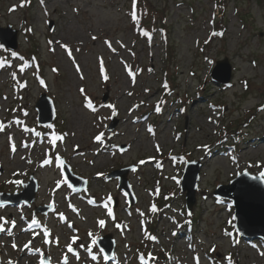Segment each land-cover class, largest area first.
Returning <instances> with one entry per match:
<instances>
[{
	"label": "rangeland",
	"instance_id": "rangeland-1",
	"mask_svg": "<svg viewBox=\"0 0 264 264\" xmlns=\"http://www.w3.org/2000/svg\"><path fill=\"white\" fill-rule=\"evenodd\" d=\"M132 11V0H0V27L17 31L15 51L0 47V193L37 181L34 202L0 206V264H264V247L240 239L231 204L213 196L243 171L264 172V0H138V22ZM225 58L231 80L218 85L210 73ZM42 94L55 108L46 127L34 108ZM109 104L118 114L105 119ZM53 135L63 137L55 147ZM56 156L87 180L84 190L64 182ZM188 162L201 166L189 213L180 190ZM129 166L133 205L106 178ZM41 207L51 209L34 214ZM33 219L39 225L23 231ZM105 235L110 261L92 244Z\"/></svg>",
	"mask_w": 264,
	"mask_h": 264
},
{
	"label": "water",
	"instance_id": "water-1",
	"mask_svg": "<svg viewBox=\"0 0 264 264\" xmlns=\"http://www.w3.org/2000/svg\"><path fill=\"white\" fill-rule=\"evenodd\" d=\"M0 45L9 51L17 48V31L0 27ZM211 80L218 85H228L231 80V66L228 60H218L211 73ZM37 113V124L40 127L49 126L55 119V108L53 101L45 94H42L35 104ZM115 122L109 125L111 130ZM65 169V182L73 190L82 191L87 186V180L80 178L70 171V168L63 164ZM134 169L133 166L121 168L106 175L107 179H116L118 189L125 195L129 205L134 204V197L131 192L127 175ZM201 166L197 162H188L184 166L180 190L184 193L185 207L191 212L195 204V192L199 180ZM262 173V172H261ZM261 173L257 175L243 171L226 185H219L215 188L213 195L225 201L231 202L234 211V227L237 235L244 241H260L264 244V179ZM23 190L14 193H0V206H17L18 204L28 205L35 200L37 192V181L33 176L29 177L27 183L23 184ZM116 205V204H114ZM51 208H35L34 214H46ZM98 250L103 258L108 257L110 261L114 252V240L110 235H105L96 239Z\"/></svg>",
	"mask_w": 264,
	"mask_h": 264
},
{
	"label": "snow or ice",
	"instance_id": "snow-or-ice-1",
	"mask_svg": "<svg viewBox=\"0 0 264 264\" xmlns=\"http://www.w3.org/2000/svg\"><path fill=\"white\" fill-rule=\"evenodd\" d=\"M137 3H138V0H132V9H133V11H132V19H133L134 22H138L137 17H136ZM143 34L146 35V36L149 35L146 31H145ZM213 35H215V33H213ZM93 39H96V37H93ZM49 43H52V42L50 41ZM105 43L108 45L109 48H111V43H110V42L106 41ZM122 46H123V45H122ZM0 47H3V46L0 45ZM61 47H63V48L66 50V52H67L69 58L73 59V63H74V65L76 66V71H77L78 73H80L81 70H80L78 64H76L74 57H72L71 49L68 47V45H65V44H61ZM53 50H54V49H53ZM77 50H79V49H77ZM112 50L115 51V49H112ZM13 55H15V54L13 53ZM4 63H5V62L0 61V67H3V66H4ZM210 63H211V61H210ZM126 67H127V66H126ZM21 70H23V69H21ZM127 70H128V74H129L130 76H133V77H134V73L132 72L131 68H128ZM53 71H57V69H53ZM101 72H102V73L104 72V69H103V60H102V58H101ZM13 76H15V74H13ZM80 78H81V79L84 78L82 73H81V75H80ZM104 79H105V80L108 79V77H107L106 74L104 75ZM41 83H43V81H41ZM165 87H167V85H165ZM80 91L83 93V92H84V89H81ZM86 106H87L89 109H92L94 112L98 110V109H96V108L93 107V104H92V102H91L90 100L87 102V105H86ZM101 107H108V108L112 109L111 117H106L105 119H110V118H112V117H115V116L118 114L117 111L115 110V106H114V105H111V104H109V105H101ZM262 110H264V109H262ZM160 111H161V109H160L159 107H157V108H156V112L159 113ZM25 115H27V113H25ZM4 128H5V125H4L2 122H0V131H3ZM149 131L151 132L152 129L149 128ZM10 139H11V138H10ZM57 139L62 140L63 137H62V136H56V135H53V136H52L53 147H55V143H54V142H55ZM94 142H97V143L103 144V143H104V133H103V132H100L98 135H96V136L94 137ZM77 147H78V146H77ZM157 147H158V146H157ZM12 150L15 151V146H14V144L12 145ZM158 150H159V149H158ZM55 160H58V161L60 162L61 165L64 164V161H63L59 156H56V157H55ZM29 162H30V161H29ZM52 162H53L52 159H46V160L44 161V164H51ZM98 175H100V174H98ZM261 176L264 177V172L261 173ZM11 182H12V183H16V184H20V183H21V182L18 181V180H17V181H11ZM58 183H59V182H58ZM69 207L72 209L73 212H77V209H76L74 206H72L71 204H69ZM151 210H152L153 212L157 211V209L155 208V206H153ZM107 214H108L109 216H113V213H112V211H111L110 209L108 210V213H107ZM140 214L143 215V213H140ZM113 218H114V217H113ZM60 219H61L62 221L65 220V217H64V215H63L62 213L60 214ZM233 219H235V217H234ZM0 220H4V218H3V217H0ZM4 223H7V221L5 220ZM105 223H106V222H105L104 220H99V221H98V225H99L100 228H104V227H105ZM33 225L38 226V225H39V222H38L37 220L33 219V221L31 222V224L29 225V227L23 229V231H29V230H31V228H32ZM12 227H13V228L15 227V221H14V220L12 221ZM69 227H71V225H69ZM117 227H119V225H117ZM4 231H5V228L3 227V225H0V232H4ZM8 234H9V235L11 234V230H10V229L8 230ZM226 234L229 235V236H231V233H226ZM44 236H45V241H44V242H45L46 244L50 243V241H49V239H48V237L50 236V232H49V230L46 229V228L44 229ZM89 236H92V233H89ZM146 238L151 239V240H153V241L156 240L155 237H151V236H150V237H146ZM55 240H56V242L58 243V238H55ZM237 242H238V241H237ZM72 243H75V239H73ZM92 244L95 245V244H96V241L93 240V241H92ZM30 246H31V241H29L28 244H25V245H24V248H30ZM12 247H13V249H16V248H17V245H16L15 243H13V244H12ZM81 247H83V246H81ZM190 247H191V246H190ZM67 251L70 252V253H73V255L76 256L77 260L79 259V254H78L77 252L74 251V249L72 248L71 244H69V245L67 246ZM87 251H88L89 254L91 255V259H92L93 261H97V256H96L95 254H91V252H92L91 247L88 248ZM210 251H215V247L213 246V248L210 249ZM149 255H151V254H149ZM261 255H264V252H262ZM104 259L107 260L108 257L105 256ZM140 259H141V264H144V258H143V257H140ZM152 259L154 260V259H156V258H155V257H152ZM199 259H200L199 256L194 257L195 264H199ZM225 259H226V261H227V264H234V262H233L232 259H231V256H228V257H226ZM8 264H13V262H12V261H9ZM40 264H50V258H49L47 261H45L44 259H41ZM63 264H68V257H67V256L64 257Z\"/></svg>",
	"mask_w": 264,
	"mask_h": 264
},
{
	"label": "trees",
	"instance_id": "trees-1",
	"mask_svg": "<svg viewBox=\"0 0 264 264\" xmlns=\"http://www.w3.org/2000/svg\"><path fill=\"white\" fill-rule=\"evenodd\" d=\"M217 31L219 32L220 30H219V29H216L215 32H217ZM41 129H42V131H43V130L45 131V128H41ZM190 222H191V224H193V223L195 222V219H193V220L190 221Z\"/></svg>",
	"mask_w": 264,
	"mask_h": 264
},
{
	"label": "bare ground",
	"instance_id": "bare-ground-1",
	"mask_svg": "<svg viewBox=\"0 0 264 264\" xmlns=\"http://www.w3.org/2000/svg\"><path fill=\"white\" fill-rule=\"evenodd\" d=\"M250 147H254V145L249 146L247 149H250Z\"/></svg>",
	"mask_w": 264,
	"mask_h": 264
}]
</instances>
